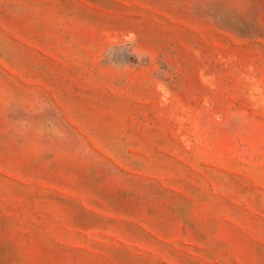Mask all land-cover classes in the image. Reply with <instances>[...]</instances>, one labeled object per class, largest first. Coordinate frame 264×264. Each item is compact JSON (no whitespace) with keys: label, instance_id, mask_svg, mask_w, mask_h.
Wrapping results in <instances>:
<instances>
[{"label":"rangeland","instance_id":"obj_1","mask_svg":"<svg viewBox=\"0 0 264 264\" xmlns=\"http://www.w3.org/2000/svg\"><path fill=\"white\" fill-rule=\"evenodd\" d=\"M0 264H264V0H0Z\"/></svg>","mask_w":264,"mask_h":264},{"label":"clouds","instance_id":"obj_2","mask_svg":"<svg viewBox=\"0 0 264 264\" xmlns=\"http://www.w3.org/2000/svg\"><path fill=\"white\" fill-rule=\"evenodd\" d=\"M138 37H136V34L133 32H129L125 37L122 43L119 44H113L108 49H106L105 56L111 58V56L117 51V50H130V54L134 55L138 61H142L143 58L148 57L146 54V51L144 49L139 48L138 46ZM140 53V54H138ZM117 68H123L128 66H121V65H113Z\"/></svg>","mask_w":264,"mask_h":264}]
</instances>
